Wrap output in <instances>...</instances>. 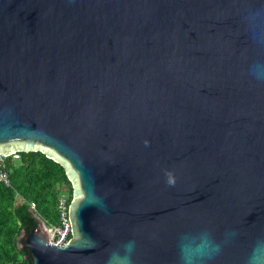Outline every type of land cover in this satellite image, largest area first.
<instances>
[{"label": "water", "instance_id": "water-1", "mask_svg": "<svg viewBox=\"0 0 264 264\" xmlns=\"http://www.w3.org/2000/svg\"><path fill=\"white\" fill-rule=\"evenodd\" d=\"M37 151L73 236L32 264H264V0H0V161Z\"/></svg>", "mask_w": 264, "mask_h": 264}, {"label": "trees", "instance_id": "trees-1", "mask_svg": "<svg viewBox=\"0 0 264 264\" xmlns=\"http://www.w3.org/2000/svg\"><path fill=\"white\" fill-rule=\"evenodd\" d=\"M1 172L10 186L0 181V264H32L26 260L29 251L21 248L19 237L39 228L36 217L49 226L59 225V201L65 192L73 200L72 183L61 164L39 151L7 156L0 161Z\"/></svg>", "mask_w": 264, "mask_h": 264}, {"label": "built area", "instance_id": "built-area-1", "mask_svg": "<svg viewBox=\"0 0 264 264\" xmlns=\"http://www.w3.org/2000/svg\"><path fill=\"white\" fill-rule=\"evenodd\" d=\"M0 181L5 185L10 186L8 177L5 173H0ZM19 205L23 204L24 201L20 198L18 200ZM71 199L62 197L59 201V225L49 226L48 228L53 232V236L49 239V245L55 247H65L67 246L73 236V227L70 218V206ZM35 208V204H31V209Z\"/></svg>", "mask_w": 264, "mask_h": 264}, {"label": "rangeland", "instance_id": "rangeland-1", "mask_svg": "<svg viewBox=\"0 0 264 264\" xmlns=\"http://www.w3.org/2000/svg\"><path fill=\"white\" fill-rule=\"evenodd\" d=\"M65 198H70L71 197V193L70 192H65Z\"/></svg>", "mask_w": 264, "mask_h": 264}, {"label": "flooded vegetation", "instance_id": "flooded-vegetation-1", "mask_svg": "<svg viewBox=\"0 0 264 264\" xmlns=\"http://www.w3.org/2000/svg\"><path fill=\"white\" fill-rule=\"evenodd\" d=\"M21 248H22V247H21ZM22 249L27 250L26 248H22ZM26 260L31 261V260H29L28 255L26 256Z\"/></svg>", "mask_w": 264, "mask_h": 264}, {"label": "clouds", "instance_id": "clouds-1", "mask_svg": "<svg viewBox=\"0 0 264 264\" xmlns=\"http://www.w3.org/2000/svg\"><path fill=\"white\" fill-rule=\"evenodd\" d=\"M172 182H173V181L170 179V180H169V183H172Z\"/></svg>", "mask_w": 264, "mask_h": 264}]
</instances>
